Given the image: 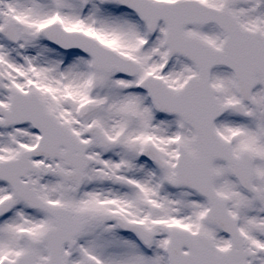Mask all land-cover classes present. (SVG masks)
Segmentation results:
<instances>
[{
    "label": "snow or ice",
    "instance_id": "6c2138e0",
    "mask_svg": "<svg viewBox=\"0 0 264 264\" xmlns=\"http://www.w3.org/2000/svg\"><path fill=\"white\" fill-rule=\"evenodd\" d=\"M0 264H264V0H0Z\"/></svg>",
    "mask_w": 264,
    "mask_h": 264
}]
</instances>
